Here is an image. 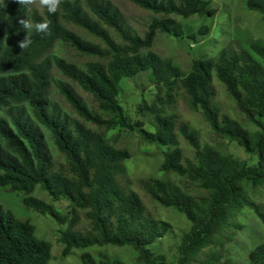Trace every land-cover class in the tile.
<instances>
[{
    "label": "trees",
    "instance_id": "obj_1",
    "mask_svg": "<svg viewBox=\"0 0 264 264\" xmlns=\"http://www.w3.org/2000/svg\"><path fill=\"white\" fill-rule=\"evenodd\" d=\"M129 1L153 14L143 30L110 0H64L55 14L0 0V186L23 192L27 207L67 224L61 254L79 249L81 264H170L151 246L172 224L143 194L191 222L174 264H234L224 244L245 226L241 213L249 209L264 224V203L254 197L264 187V41H233L213 57L194 59L186 71L153 49L155 39L159 33L182 38L186 19L216 13L212 0ZM245 7L264 21V0H245ZM42 17L51 22L49 34L32 31L31 43L20 48L27 30L18 21L35 24ZM208 30L203 25L197 33ZM143 73L157 91L138 108L153 116L154 130L133 120L120 100L123 81ZM214 80L237 115L215 101ZM182 102L256 161L202 142L181 116ZM240 118L260 129L252 131ZM121 132L165 147L159 170L178 178L131 177L126 161L132 152L117 143ZM37 187L54 201L66 199L69 210L33 195ZM109 246L130 249L132 261L103 251ZM52 257V243L37 236L36 226L0 203V264H49ZM248 261L264 264V241L249 250Z\"/></svg>",
    "mask_w": 264,
    "mask_h": 264
},
{
    "label": "rangeland",
    "instance_id": "obj_2",
    "mask_svg": "<svg viewBox=\"0 0 264 264\" xmlns=\"http://www.w3.org/2000/svg\"><path fill=\"white\" fill-rule=\"evenodd\" d=\"M110 1L120 10L127 23L140 30H143L150 16L153 15L151 12L140 8L129 0ZM211 5L216 8L214 15L193 16L186 19L184 25L187 31H185L182 38H176L166 33H159L155 39L153 49L163 56L171 57L184 70L189 71L194 59L213 57L223 47L233 41H238L242 44H246L249 39H261L264 41V21L262 15L258 11L246 8L245 0H212ZM33 7L39 11H43V8L39 6ZM203 25L209 26L208 32L206 34H198V30ZM192 33H196V36L193 37ZM63 50L68 55L72 54V51L65 47ZM75 58L80 59L77 56ZM54 74L56 77L66 79L56 71H54ZM214 85L216 88L215 101L223 110L233 113L232 115L234 116L237 115L234 103L226 93L224 87L217 80H214ZM156 91L157 89L149 80L148 75L143 73L134 79H125L120 93V100L131 118L135 121L142 120L144 126L149 130L155 129L153 116L146 110L140 111L138 107L143 100L151 102L155 97ZM56 97L64 107L67 106L63 98L57 95V93ZM179 110L181 116L197 129L202 142L221 146L227 152L250 163L256 161V155L248 153L238 142L221 139L216 136L200 111L190 110L184 102L180 104ZM240 120L245 127L252 131L260 129L253 123L243 122L244 120L241 118ZM117 132L118 129H115L111 130L109 134L113 135ZM117 143L129 148L132 152V156L126 161V164L131 177L134 179L149 175L158 178H178L174 174H166L159 170L164 159L163 150L166 149L165 147L146 141L138 132L128 134L121 132L117 138ZM134 188L142 193L137 185ZM32 194L53 203L62 211L69 210V202L66 199L54 201L39 187ZM24 196L26 195L23 192L0 186V203L19 218L30 220L36 226L37 236L52 243L53 257L49 264H81L79 249H75L68 256L61 254L63 249V243L60 241L61 230L65 229L67 224H61L51 216L41 214L27 207L23 203ZM254 197L256 200L264 203V187L257 189ZM143 199L159 217L172 224V231L165 237L157 240L151 247L157 253L166 254L167 263L174 264L177 262L180 254L179 250L183 235L190 230L191 222L178 210L149 201L145 194H143ZM240 216L245 226L234 229L233 239L227 240L224 244V254L226 257L231 258L234 264H249V250L256 243L264 241V224L249 209H245ZM85 225L86 221L83 215H81L79 227L82 228ZM91 250L96 252L97 249ZM103 251H107L113 256L122 257L129 262L132 261L134 256L133 252L128 248L109 246L103 249Z\"/></svg>",
    "mask_w": 264,
    "mask_h": 264
},
{
    "label": "clouds",
    "instance_id": "obj_3",
    "mask_svg": "<svg viewBox=\"0 0 264 264\" xmlns=\"http://www.w3.org/2000/svg\"><path fill=\"white\" fill-rule=\"evenodd\" d=\"M17 2L20 5L28 6L29 10L32 6H39L40 8L46 9L47 13L55 14L64 0H17ZM18 22L24 29L27 30L25 38L18 42L19 47L22 49L26 48L31 43L29 34L32 31H35L37 34L42 36L47 35L50 32L51 22L47 18L42 17V19L35 24H33L29 18H21Z\"/></svg>",
    "mask_w": 264,
    "mask_h": 264
}]
</instances>
